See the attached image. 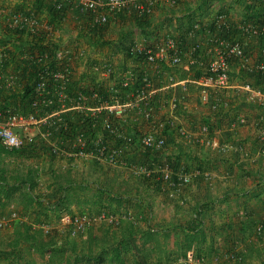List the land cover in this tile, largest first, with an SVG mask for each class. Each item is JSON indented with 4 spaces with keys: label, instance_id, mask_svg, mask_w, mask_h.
<instances>
[{
    "label": "crops",
    "instance_id": "0c3cea01",
    "mask_svg": "<svg viewBox=\"0 0 264 264\" xmlns=\"http://www.w3.org/2000/svg\"><path fill=\"white\" fill-rule=\"evenodd\" d=\"M36 1L0 0V4L10 11L22 12L29 8L31 9L33 5L35 7ZM219 14L227 15L228 20L233 24H253L260 21L261 23L259 22V24L264 27V0H175L174 5L168 1H163L158 3L154 15L150 17L152 25L146 28V32L138 26L136 18L122 19L118 17L116 19L112 18L109 25L100 29L104 30V32L100 33V30L96 29V31H93L94 34L92 36L90 35L93 32L90 33L86 28L84 17L79 18L75 11H69L65 15L63 24L56 28L57 42L55 45L71 50L84 49L89 53L90 57L92 55L98 56V59L110 62L120 72L121 68L125 67L120 57L124 55L126 58V52L130 45L136 42L149 44L167 36L179 39L185 46L193 45L200 41V37H189L187 34L189 27L197 22L213 27L212 24L216 23ZM48 20V18L42 17V21L45 24H48ZM0 22H3V20ZM239 36L242 37L241 34ZM28 40L22 49L24 53L18 54L20 59L23 56L27 60V54L40 51L42 48L34 43L32 39L28 38ZM241 40L244 41L246 50L252 54L255 60L262 58L264 36L262 38L242 37ZM15 43L13 41L12 45ZM201 46L203 50L206 49V44L202 43ZM114 51L118 54L115 59ZM128 59L132 61L128 65L132 66V68L128 70L134 72L145 71L137 59ZM113 61L120 66V69L116 67L117 64L115 65ZM17 68L16 64H11L7 67V71L11 74H19ZM172 69L174 68H168L167 65H163L162 67H152L149 70L154 82V105L157 108L154 114L155 121L170 116L178 125H181L193 135L198 133L203 124L209 123L220 130V134L217 135L218 141L222 145H229L234 147V149L223 154L195 139L181 138L175 130H172L173 132L167 135L166 157L156 159L154 158L156 156L152 157L150 154L140 151L139 154H135L136 157L132 156L131 161L134 160V157L138 162L142 163L160 160L169 162L174 167H183L193 173V182L188 187L186 194L189 201L185 206H180L168 196L158 194L156 188L151 191L147 184L142 181L145 178L134 176L125 168H110L93 159L69 162L63 157L52 156L43 145H40L35 150L27 149L42 155L39 160L28 161L42 175L44 186L40 187V191H45L46 195L49 192L46 190L47 177L44 171L47 173L52 168L58 172H72L74 176V182L72 183L75 187L72 192L73 195L71 194L72 202L69 205V209L58 208L54 213H49V216L54 219V222L49 223L58 232L62 233L60 235L63 241L67 237L66 235L69 234L64 227L62 228L60 222L63 216L68 215L67 212L76 213L75 215H77L82 211L81 207L89 211L92 206L97 208L93 214L97 215L104 212V210H101L103 205L97 202L95 195L93 196L91 191L92 189L89 190V188L95 189L98 185L105 184L108 181L115 186L122 197L121 199L124 200L122 204L114 203L112 210H108L110 211L108 213L123 217L122 222L124 225L122 227L132 223L137 232V244L141 246L134 248L138 249V257L134 256L135 253L132 250H124L122 257H125L127 261L136 260L140 264H161V262H170L172 260L173 262L175 261V264H179L186 260L188 263H194L190 261L194 249H204L212 244L218 248L227 247L235 248V250L241 248L244 252H247L250 264H261L259 253L261 249H264V237L259 238V236L262 232H260V229L264 227V155L259 156L258 159L252 162L249 159H245L244 155L236 149L239 146H244L255 155L259 153V131L257 125L258 118L261 115H251L252 113L245 112V109H242L239 105L244 100L236 99L237 95H235L234 91L230 96L234 103L232 105L236 106L237 113L233 109L231 111L222 110L217 113L211 111L200 102L198 92L191 91L196 87V85L192 84L196 76L192 72L193 69L188 67V65H183L179 68L180 72L178 70L175 71L179 72L176 74L177 79L190 82V85H188V88H190L189 92L183 93L180 87L168 89L167 79ZM74 73L73 84L76 90L92 89L93 84L97 83L98 79L88 67H85L84 62H78ZM236 74L235 77H237ZM21 83L23 84V81ZM171 92L179 98L183 97L189 111H183L180 115H167L164 110L166 101L164 100V102L162 99L166 95H170ZM3 93H0V105L6 106L2 98ZM240 114H245L248 117V124L235 130H229L228 126L231 120ZM148 127V122L141 121L138 125H123L122 128L125 133L137 136L140 132L146 131ZM222 127H226V129L224 128L225 130H223ZM172 147H175L176 151ZM40 160L41 163H37ZM69 163H73L74 168L68 167ZM93 165H97L96 168L99 169L97 171L90 170ZM207 172L213 176L212 179L207 180L204 178L203 174ZM82 186L88 189L82 190ZM109 197L106 194L105 198L107 200H109ZM143 197L144 199H142ZM44 200L47 201L46 199ZM148 201L153 202L152 208L149 206ZM14 204L17 206L16 203ZM0 205V212L3 214L12 212L21 214L17 211V207L13 208L9 204H5V199L0 200ZM108 206L111 205L108 204ZM19 208L22 209L23 206ZM35 219H30L31 223ZM110 226L108 222L104 221L102 224L95 226L93 230L83 232L76 237H70L76 239L80 264H88L87 260L85 262L82 261L87 258L86 255L90 254V250H92V260L89 264H98L97 260L101 258L100 251L102 247L110 246L112 248L113 245H116L115 241L121 239V234L117 232L120 229L116 230L115 227ZM148 231L158 234H154L156 237L158 236V239L154 237L155 242H153V238ZM6 232L11 237L12 234L10 233H14V228ZM112 233L115 236L118 233V238L116 239ZM163 233L170 237H164ZM13 238L14 235L10 239L5 238L4 242L0 241V250L11 243ZM139 249L143 252H140ZM160 249L167 253L164 257H162ZM70 252L73 251L68 249L67 257L71 256ZM200 254L199 256L201 257L199 258L205 259V262L200 261V263L206 264L209 258L202 252ZM222 254L221 252L219 259L223 257ZM251 254L256 255L252 256ZM112 255V251L109 250L106 264H110L113 261ZM75 256L71 258L74 260L76 259ZM140 256L145 257V259H140ZM25 262L26 259L23 264ZM113 263H116L115 259ZM0 264L9 263L7 259H2ZM213 264L215 263L213 262Z\"/></svg>",
    "mask_w": 264,
    "mask_h": 264
},
{
    "label": "built area",
    "instance_id": "2783aa9c",
    "mask_svg": "<svg viewBox=\"0 0 264 264\" xmlns=\"http://www.w3.org/2000/svg\"><path fill=\"white\" fill-rule=\"evenodd\" d=\"M46 1L55 4L58 9L68 7L79 18L84 17L88 30L105 27L112 18L149 17L154 15L158 3H175V0ZM4 13L9 14L8 27L13 30L31 31L37 37L43 31L41 36L45 46L40 51L27 54L29 64L39 66L29 110H16L0 105V143L6 150H35L43 145L52 156L63 157L69 162L93 159L110 168L122 167L134 176L151 179L158 194L168 196L180 206H185L189 201L187 189L193 182L194 174L183 167H174L171 163L160 160L138 162L135 154L140 151L156 156V159L166 157L167 128L175 130L181 138L195 139L223 154L234 147L222 145L217 137L220 130L211 124H203L198 133L193 135L170 116L155 121L157 108L154 105V82L149 73L150 68L163 65L181 68L188 65L193 73L200 71L201 75L193 79L192 84L197 87L200 102L213 112L232 109L230 95L233 91L237 95L236 99L240 97L244 102L264 108V90L252 83L240 82L235 77L236 72L241 70L264 75V50L262 58L255 60L241 40L242 37L261 38L264 34L263 27L251 23L233 24L227 15L221 14L216 23L212 24L213 27L197 22L189 29V37H200V41L193 45L185 46L179 39L171 36L149 44L136 42L128 47L127 53L143 66L145 71L140 79L132 71L125 75L119 74L110 62L93 59L84 49L56 47L57 33L50 31V26L34 15L10 11L0 4V14ZM202 43L206 44L205 50ZM5 58L6 54L2 49L0 92L13 91L22 85L18 73L4 72ZM78 62H84L85 67L98 79L92 89H70ZM167 80L168 89L180 87L184 93L188 91L190 82L187 80H179L173 73L168 74ZM165 103L170 108L171 115L188 109L183 97L179 98L175 94ZM141 121L148 122L149 127L136 138L124 132L123 125L135 126ZM248 122V117L240 114L231 120L229 130L238 129ZM73 123L83 127L71 129ZM257 126L259 153L255 155L244 146L236 148L245 159L252 162L264 155V115L258 118ZM132 156L135 157L131 161ZM69 166L74 168L73 163H69ZM203 175L207 180L213 178L208 172ZM18 219L17 212H0V231L12 227ZM122 219L123 217L106 212L97 215L86 213L63 216L60 225L70 236L76 237L104 221L117 226ZM43 229L48 235L54 227L46 224ZM192 254L190 261H199ZM222 256L220 258L224 261L242 260L239 254L233 252H225ZM218 260L219 257H216L213 262ZM200 261L205 262V259Z\"/></svg>",
    "mask_w": 264,
    "mask_h": 264
},
{
    "label": "trees",
    "instance_id": "16d2710c",
    "mask_svg": "<svg viewBox=\"0 0 264 264\" xmlns=\"http://www.w3.org/2000/svg\"><path fill=\"white\" fill-rule=\"evenodd\" d=\"M35 7L33 5L31 9L29 8L28 10H24L22 12L17 11V12L25 13L28 15H34L37 18H39L41 21H42V17H46V19L48 18L49 20L47 25L50 26V31H55V32H56V28L61 24H63L65 15L69 12L68 7H65L63 9H58L55 4L48 2L46 0H37ZM150 17L151 16L149 17L144 16L141 18L135 17L138 26H140V28H142L144 32L147 31L146 29L147 27L152 25V22L150 21L151 19ZM8 19H9V14L7 13L0 14V21L3 20V22H0V31H1L0 49H4V53L6 54V58L4 61L6 63L4 67V72H8L7 67H9L11 64H16L18 67L17 70L19 72L21 81H23V84L19 88L13 91L2 90L0 93L4 92L2 98L7 107L14 106L13 108H15L16 110L28 111L30 107L29 105L34 97L33 96L34 85H35L36 75L39 71L38 68L39 66L36 64L30 65L29 61L25 60L23 56L22 59H20L18 54L24 53L22 49L24 45L29 41L28 38L32 39V41L39 42L37 43L39 46L45 47L43 45L44 38L43 36H41L44 32L41 31L40 37H37L35 35H32L31 31L29 32L26 30H13L8 27ZM259 22L260 21H258V23H253V25L263 27V25L259 24ZM193 25L194 24H192L189 27V29H191ZM105 27H102V29ZM100 29L101 28H98L97 30ZM88 31L92 33L93 31L96 30H88ZM102 32H104V30L103 31L100 30V33ZM93 34L94 32L90 36H92ZM13 41L16 42L14 45H12ZM58 46L59 45H57L56 47ZM126 58H131V56L127 52H126ZM129 71L132 70L126 69L124 75L127 74ZM132 73H134V75L140 77L141 79V76L144 74V71L142 72L132 71ZM200 75H201L200 71L196 70L195 76L198 77ZM236 76L241 82L252 83L253 85L261 87L264 90L263 74L251 73L245 70H241L236 74ZM74 86L75 85L72 84L70 87V89L73 91L76 90ZM93 86L95 85L93 84ZM85 90L87 89H84L82 91ZM80 126L81 125H76V123H73L71 129L76 130V128H79ZM170 132H173L172 129L167 128L165 134L169 135ZM134 137L136 138V136ZM211 138L213 139V137ZM41 157H42L41 154L34 153L32 152V150H27V149H20L13 151L6 150L4 146L0 143V200L5 199V204H9L13 208L17 207V211L21 213L19 215V219L15 223L16 225L14 224V226L6 229V230H10L14 228V233H11L12 236L14 235V238L11 243H9L5 248H2L0 250V260L7 259L9 264H23V261L25 259L26 262L24 264H38V263L80 264L81 263L79 262L80 256L78 257L77 255L78 250L75 242L76 239L70 238L71 237L70 235H66L68 239L66 240L67 238L66 237L62 241L61 238L62 233L58 232L55 228L51 232V234L48 235L45 234V231L43 229L44 225L51 224L49 222H54V219H52L51 216H49V213L51 212L54 213L58 208H64L66 210L69 209V205L72 202V195H73L72 192L75 187V185L72 183L74 182L73 173L68 171L58 172L57 170L52 168H50L47 173L46 171H44L45 176L47 177L46 190L49 192L46 195L45 191L43 192L40 191V187L44 186V184L42 183V175L39 173L38 169H35L32 166L33 165L32 163H31V167H29L22 163H19V161H16V163L14 162L15 159H23L28 161V160H39ZM6 159L8 160L6 161ZM96 166L97 165H93V167H90V170L97 171V169L99 168H96ZM142 181L147 184V186L151 191L152 189L155 188V183L151 179L145 178ZM87 189H88L87 187L82 186V190H87ZM90 189H92L91 191L93 193V196L95 195L97 202L103 205L101 207L102 208L101 210L102 211L104 210V212L107 211V213L108 212L110 213V211L108 210H112L111 208L114 203L122 204L124 201L123 199H121L122 197L119 194V191L115 188L114 185H111V183H109L108 181L105 182V184L98 185V187H95V189L89 188V190ZM106 194L110 196L109 200L105 198ZM102 196H104V198H102ZM44 199H46L48 202L45 201ZM142 199H144V197ZM14 203H16L17 206ZM148 203L149 206L152 208L153 202L148 201ZM108 204H110L111 206H108ZM20 206H23V208L20 209L19 208ZM81 210L82 211L80 212V214H86L88 212L89 214H93L95 213L97 208H95V206H92L89 208L88 211L85 208L81 207ZM67 214L73 216L76 213L67 212ZM32 218H36L35 221L37 225H32L30 221V219ZM130 224L131 225L129 224L125 225V227H122L124 225L122 221L117 226L110 224L111 226L115 227L116 230L120 229L117 232L121 234L120 236L121 239L119 241L114 240L116 242V245H113L112 248H110V246L102 247V250L100 251L101 258L100 260H97L98 264H106L107 261L106 258L108 259L109 250L112 251L113 254L112 260L114 261L115 259L116 263L140 264V262L136 260L129 262L125 257H122V253L124 252L125 249L132 250V252L135 253L134 256L138 257L137 255L138 249H134V248L141 247L139 246V244H137V235H136L137 232L134 229L135 227L132 223ZM263 228H261L262 232L259 238L264 237ZM93 229L95 228L93 227L89 230H93ZM114 233H112V235ZM148 233L150 236H152L153 242H155L154 237H156V235L158 234L152 231L151 232L148 231ZM113 236L116 237L117 239L118 233L116 236L115 235ZM163 236L167 237L169 235L163 233ZM156 238L158 239V236ZM210 245H211L210 247H206L204 249H198V248L194 249L195 256L196 258L199 259V261L195 262V264L197 263L201 264L199 258L201 257L199 256L201 255L200 254L201 252L209 258L206 264H212L213 263L212 260L216 257H219L221 255V252L231 253L232 251L234 252L235 250V248H227V247L218 248V247H214L212 244ZM68 249H70L73 252H70L71 256L67 257ZM189 249L191 250V248ZM139 250L140 252H143L141 251V249ZM91 252L92 250H90V254L86 255L87 258H85L82 262H85L87 260L89 264V262L92 260ZM164 252L165 251H163V249H160V253L162 257H164L165 254H167ZM72 256H75L76 259L73 260ZM239 256L242 258V260L239 262H235V264H250L248 262L249 256L248 254H246V251L245 253L244 251L241 252V254L239 253ZM259 256L261 257L260 260L261 263L264 264V249H261ZM140 259H145V257L140 256ZM113 261L110 264H116L113 263ZM174 262L171 260L170 262H161V264H175ZM232 262L233 261H227V264H233ZM179 264H185V263H179Z\"/></svg>",
    "mask_w": 264,
    "mask_h": 264
},
{
    "label": "rangeland",
    "instance_id": "374dc122",
    "mask_svg": "<svg viewBox=\"0 0 264 264\" xmlns=\"http://www.w3.org/2000/svg\"><path fill=\"white\" fill-rule=\"evenodd\" d=\"M100 52V51H99ZM101 53V52H100ZM114 53V55H116L115 57H114V59L117 57V53L114 51L113 52ZM96 54H98V53H96ZM92 58H96V59H98L99 57L98 56H94V55H92ZM118 59V58H117ZM120 59L123 61V63H124V65H125V67L124 68H121V71L119 72L118 71V73L119 74H121V75H124V72H125V70L127 69H129V68H132V66H128L129 64H131L132 63V61H130L128 58H125V56L123 55V56H121L120 57ZM113 63L116 65L117 63L116 62H114L113 61ZM122 66V65H121ZM117 68H119L120 69V66L117 64V66H116ZM179 68H174V69H172V71L170 70V74L171 73H173L174 74V76H176V74L177 73H179L180 72V70H178ZM175 70H178L179 72H176ZM182 70V69H181ZM233 76H234V73H233ZM236 79V78H235ZM190 85V84H189ZM178 88V87H177ZM176 88V89H177ZM171 89H173V88H171ZM175 89V88H174ZM190 88H188V90H189ZM191 91H197L198 92V90H197V87H194V90H191ZM183 92V91H182ZM187 92H189V91H187ZM184 93V92H183ZM173 94L174 93H170V95L168 94V95H166L163 99H162V101H167L168 99H169V97H171V96H173ZM186 95V94H185ZM236 95V94H235ZM180 98H182V97H180ZM240 100H241V98L240 97H238ZM164 101V102H165ZM234 104V103H233ZM164 110L166 111V113H167V115H171L170 114V108L168 107V105L166 104V103H164ZM241 107H242V109H245V112H248V113H252L251 115H264V108H262V107H256V106H253V105H250L249 103H247V102H241L240 104H239ZM232 109L234 110V112H236L237 113V109H236V106L235 105H232ZM231 109V110H232ZM230 110V111H231ZM187 111H189V109H187ZM166 113H165V115H166ZM181 113L180 112H178L177 113V115H180ZM175 115V114H174ZM229 127V126H228ZM223 128V127H222ZM225 129H226V127H224ZM223 128V130H225ZM170 146H171V143H170ZM175 151H176V148L175 147H172ZM174 151V152H175ZM176 153V152H175ZM8 159H6V161H7ZM16 161H19V163H22V164H24V165H26V166H29V167H31V163L29 162V161H26V160H23V159H15L14 160V162L16 163ZM37 163H41V160L39 161V162H37ZM32 224L33 225H37V223H36V221H34V222H32ZM16 225V224H15ZM14 226V225H13ZM6 231H8V230H3V231H1L0 232V241H3L4 242V239L6 238V239H10V238H12V236L10 237V235L9 234H7L8 232H6ZM11 234V233H10ZM8 236H9V238H8ZM244 250H242L241 248H238V249H236V250H234V252L233 253H237V254H241V252H243ZM245 253V252H244ZM246 254H247V252H246ZM254 255H256V254H253L252 256H254ZM260 260H261V258H260ZM213 261V260H212ZM181 263H185V264H188V262H186V260L185 261H182ZM233 264H235V262L233 261L232 262ZM38 264H44V263H38ZM190 264H195V262L194 263H190ZM197 264H199V263H197ZM213 264V263H212ZM215 264H227V261H224V260H218V261H215ZM262 264V263H261Z\"/></svg>",
    "mask_w": 264,
    "mask_h": 264
}]
</instances>
